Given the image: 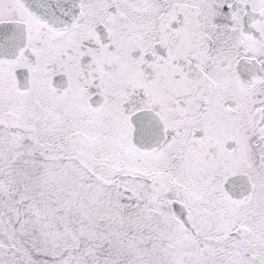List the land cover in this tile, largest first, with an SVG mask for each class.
<instances>
[{"label":"snow or ice","instance_id":"obj_1","mask_svg":"<svg viewBox=\"0 0 264 264\" xmlns=\"http://www.w3.org/2000/svg\"><path fill=\"white\" fill-rule=\"evenodd\" d=\"M0 264H264V0H0Z\"/></svg>","mask_w":264,"mask_h":264}]
</instances>
